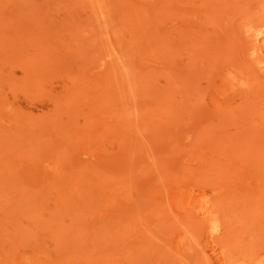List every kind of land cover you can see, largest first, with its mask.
Here are the masks:
<instances>
[{"label": "rangeland", "instance_id": "obj_1", "mask_svg": "<svg viewBox=\"0 0 264 264\" xmlns=\"http://www.w3.org/2000/svg\"><path fill=\"white\" fill-rule=\"evenodd\" d=\"M0 264H264V0H0Z\"/></svg>", "mask_w": 264, "mask_h": 264}]
</instances>
